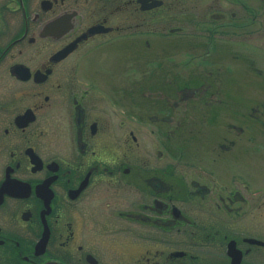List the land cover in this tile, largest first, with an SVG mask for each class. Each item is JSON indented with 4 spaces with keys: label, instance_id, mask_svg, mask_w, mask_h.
<instances>
[{
    "label": "flooded vegetation",
    "instance_id": "af4514ba",
    "mask_svg": "<svg viewBox=\"0 0 264 264\" xmlns=\"http://www.w3.org/2000/svg\"><path fill=\"white\" fill-rule=\"evenodd\" d=\"M189 9L225 19L264 84V0H0V264H264V182L223 184L143 135L178 128L208 87L82 71Z\"/></svg>",
    "mask_w": 264,
    "mask_h": 264
},
{
    "label": "rangeland",
    "instance_id": "374dc122",
    "mask_svg": "<svg viewBox=\"0 0 264 264\" xmlns=\"http://www.w3.org/2000/svg\"><path fill=\"white\" fill-rule=\"evenodd\" d=\"M192 12L189 9L178 19L156 22L164 33L149 36L148 48L141 38H133L127 53L119 40L85 52L82 71L92 78L91 68H97L100 74L96 76L104 78L123 76L126 70L127 77L153 82L154 89L148 91L151 94L162 81L181 88L208 87L207 97L180 107L178 128L170 125L162 132L143 134L150 136V147L158 150L160 139L167 156L203 169L223 184L241 174L248 178L257 175L264 182V116L249 110L264 100L259 70L239 65L243 45L236 42L238 37L225 35V19L196 20ZM178 28L182 31L175 32ZM211 29H215L213 35ZM162 102L159 98L149 101V112L161 108Z\"/></svg>",
    "mask_w": 264,
    "mask_h": 264
}]
</instances>
